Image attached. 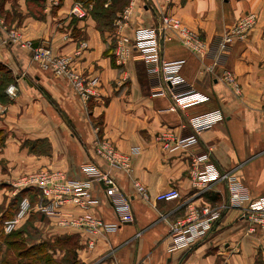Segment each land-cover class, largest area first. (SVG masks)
Returning <instances> with one entry per match:
<instances>
[{
	"label": "crops",
	"instance_id": "obj_1",
	"mask_svg": "<svg viewBox=\"0 0 264 264\" xmlns=\"http://www.w3.org/2000/svg\"><path fill=\"white\" fill-rule=\"evenodd\" d=\"M55 1L0 0V10L9 26L17 27L22 40L46 41L55 53L75 54L86 40L78 66L87 75H99L101 83L95 89L97 95L84 102L65 78L36 63L29 47L4 42L7 34L0 26V66L5 67L0 76L8 77L0 88V221L15 215L19 197L37 199L35 189L16 192V179L41 169L59 170L69 179L88 181L93 211L105 222L118 224L91 247L84 233L64 230L36 210L21 220V228L33 225L38 241L63 234L75 238L76 264L264 263V235L252 231L237 208L224 211L195 245L169 251L176 219L192 206L228 198L226 182H213L203 191L193 185L196 156L209 153L212 162L235 173L253 196L264 195V0ZM79 5L85 14L73 12ZM249 12L258 16L255 28L222 49L229 29ZM166 13L176 14L198 30L208 52L200 55L172 32L159 29ZM140 28L156 30L161 57L183 60L182 75L209 96L207 101L180 108L168 91L153 94L157 87L145 61L117 63L118 30L135 42ZM227 69L237 77L242 95L224 81ZM10 85L17 86V96L8 94ZM215 109L221 110L224 119L197 134L190 117ZM168 132L177 139L195 136L197 140L179 145L170 137L165 146L166 140L158 136ZM100 137L130 154V172L111 166L97 154L95 142ZM90 163L110 172L130 197L133 221L119 222L106 184L87 173L85 166ZM135 181L148 189L149 198L137 191ZM172 187L181 191L180 198L156 199L159 192ZM63 209L84 211L76 204ZM23 234L31 236L24 229Z\"/></svg>",
	"mask_w": 264,
	"mask_h": 264
},
{
	"label": "built area",
	"instance_id": "obj_2",
	"mask_svg": "<svg viewBox=\"0 0 264 264\" xmlns=\"http://www.w3.org/2000/svg\"><path fill=\"white\" fill-rule=\"evenodd\" d=\"M175 2L176 0H169ZM182 1V0H179ZM56 3L55 0H51ZM86 9L79 5L73 8V12L79 15L85 14ZM159 29L172 32L179 37L187 48L204 55L208 52V45L202 34L187 24L173 13L163 14ZM258 22L255 12L243 15L233 25L221 42V48L227 47L235 40L242 39L251 32ZM121 25V24H120ZM119 25V26H120ZM0 26L6 31L4 42H19L31 50L33 60L43 69L51 71L59 77L65 78L74 90L80 95L84 102H89L97 93L95 89L101 83L99 75H87L78 66V57L81 50L87 47V41L82 40L75 54L55 53L52 46L46 41L36 44L30 40H22V35L17 27H9L5 18L0 14ZM120 28V27H119ZM138 39L132 42L131 38L118 30V41L116 45V61L124 64L129 60H143L147 64L148 71L152 76V82L156 85L153 94H164L169 92L176 104L183 109L199 105L209 99V96L196 89L182 75L183 60L167 61L161 57L158 36L155 29L140 28L136 30ZM223 79L230 84L234 93L242 95L240 83L231 70H225ZM7 92L12 97L18 95L16 85H10ZM224 119L221 110H210L190 117V124L197 134L212 129L219 121ZM165 133L158 136L165 139V146L169 138L175 139L179 145L194 143L197 138L177 139L175 136ZM166 138H165V137ZM95 149L99 156L106 159L111 166L120 167L126 172L131 171V156L122 152L116 144L100 137L95 142ZM195 168L191 172L193 185L207 189L211 183L222 181L229 186V194L226 201L222 203L206 202L203 205L192 206L182 217L176 219L171 226V243L169 251L178 248H187L195 245L205 238L211 231L214 223L229 208L240 210V216L250 222L254 232L264 235V195L253 196L249 188L243 184L235 173L221 170L211 161L209 153L196 156L193 162ZM91 179L101 180L106 184L105 192L115 206L119 222H130L135 219L131 199L120 188L114 177L108 171H103L95 164L85 166ZM137 191L149 198L148 189L138 181H135ZM16 192L32 188L37 191V199L32 200L24 195L18 205L15 216L5 221L4 231L11 232L22 219L27 217L33 210L41 212L55 222V224L67 231H79L84 233L89 246H94L96 239L105 236L109 230L115 229L117 223H107L93 211V200L90 198V184L88 181L69 179L65 172L52 169H41L20 176L14 182ZM181 191L172 187L159 192L156 199L159 201H170L181 197ZM76 204L82 206L84 211L76 213L63 209V206ZM95 264V263H84Z\"/></svg>",
	"mask_w": 264,
	"mask_h": 264
},
{
	"label": "rangeland",
	"instance_id": "obj_3",
	"mask_svg": "<svg viewBox=\"0 0 264 264\" xmlns=\"http://www.w3.org/2000/svg\"><path fill=\"white\" fill-rule=\"evenodd\" d=\"M9 27L11 28L13 26L10 25ZM24 219H26V217ZM20 222L16 224V227L9 233L4 231L5 222H2V227L0 228V249L2 248L0 250L1 261L4 260L1 256L7 252L6 257L5 255L3 257H5V259L14 260V264H76V250H74L71 245V243L73 246L74 243L76 245L75 238L72 239V237L63 234L61 237L59 236V238L38 241L32 233L35 229L33 225L27 224L25 227L21 228L22 223ZM23 229L25 232L27 230V233L31 234V236L16 234V231H23ZM9 234H11L10 237L7 236ZM66 238H71L72 240L70 242H65ZM40 245L43 246V253L37 251ZM6 248L7 251L3 253Z\"/></svg>",
	"mask_w": 264,
	"mask_h": 264
},
{
	"label": "trees",
	"instance_id": "obj_4",
	"mask_svg": "<svg viewBox=\"0 0 264 264\" xmlns=\"http://www.w3.org/2000/svg\"><path fill=\"white\" fill-rule=\"evenodd\" d=\"M0 14L1 15H4L3 13H2V11L0 10ZM6 21H7V17H6ZM0 70L1 71H5V67L4 66H0ZM7 81H8V77L7 76H5V75H1L0 76V88L2 87V86H5L6 84H7ZM22 198V197H21ZM21 198L19 197V202H20V200H21ZM211 200H218V199H216V197H212V199ZM3 222V221H2ZM2 222L0 221V228L2 227ZM1 230V229H0ZM17 233L16 234H23V231L22 230H18V231H16ZM11 234H13V233H11ZM11 234H9L8 235V237H10V235ZM72 239L71 238H66V240H65V242H67V241H71ZM71 245H72V247H73V249L75 250V243H74V246H73V244L71 243ZM34 247V246H33ZM38 247V246H37ZM39 249L37 250V251H39L40 253H43L44 252V249H43V246H39L38 247ZM5 257H6V254H5ZM5 257H4V260H0V264H14V260H10V259H5ZM258 264H264L261 260H258Z\"/></svg>",
	"mask_w": 264,
	"mask_h": 264
}]
</instances>
